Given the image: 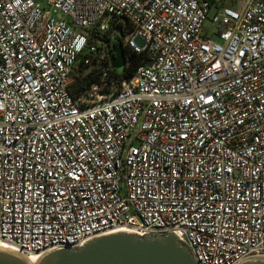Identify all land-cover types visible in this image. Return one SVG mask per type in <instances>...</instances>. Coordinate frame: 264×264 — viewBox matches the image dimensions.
<instances>
[{"label":"built area","instance_id":"1","mask_svg":"<svg viewBox=\"0 0 264 264\" xmlns=\"http://www.w3.org/2000/svg\"><path fill=\"white\" fill-rule=\"evenodd\" d=\"M118 230L195 264L264 257V0H0V240L45 255Z\"/></svg>","mask_w":264,"mask_h":264},{"label":"water","instance_id":"2","mask_svg":"<svg viewBox=\"0 0 264 264\" xmlns=\"http://www.w3.org/2000/svg\"><path fill=\"white\" fill-rule=\"evenodd\" d=\"M110 63L119 73L125 69L120 43L110 49ZM0 264H26L10 252L0 250ZM39 264H195L186 247L174 235L137 236L117 233L88 242L78 250L57 249L45 254ZM241 264H264V258Z\"/></svg>","mask_w":264,"mask_h":264},{"label":"trees","instance_id":"3","mask_svg":"<svg viewBox=\"0 0 264 264\" xmlns=\"http://www.w3.org/2000/svg\"><path fill=\"white\" fill-rule=\"evenodd\" d=\"M210 3H213L215 0H207ZM124 56L127 59V66L124 69L123 72V77L129 78L131 77L136 68L140 65L141 63V57L140 56H135L133 54H130L129 51L125 48H123ZM85 67L82 65V63H79L78 67L74 70L75 75H76V81L71 85V88L73 91H78L80 89H84L88 85L92 83L94 80V75H85V77L80 78V75L83 74Z\"/></svg>","mask_w":264,"mask_h":264},{"label":"bare ground","instance_id":"4","mask_svg":"<svg viewBox=\"0 0 264 264\" xmlns=\"http://www.w3.org/2000/svg\"><path fill=\"white\" fill-rule=\"evenodd\" d=\"M114 233H129V232L127 230H118L116 232H110L109 234H114ZM94 240H96V239H94ZM0 250L15 254L16 256L21 258L26 264H39L41 259L44 257V254H26L23 251H21L19 248L15 247V246H13V245L5 242V241H2V240H0ZM262 258H264V257H262Z\"/></svg>","mask_w":264,"mask_h":264},{"label":"rangeland","instance_id":"5","mask_svg":"<svg viewBox=\"0 0 264 264\" xmlns=\"http://www.w3.org/2000/svg\"><path fill=\"white\" fill-rule=\"evenodd\" d=\"M222 1V0H221ZM224 4H229L230 0H223ZM215 28V24H212V22L210 20H208L207 22H205L204 24V30L207 33L208 36L212 37V39H216V37L213 35V31ZM115 39V37L113 38V40ZM115 41V40H114ZM113 43V41H112ZM75 74V72H74Z\"/></svg>","mask_w":264,"mask_h":264},{"label":"crops","instance_id":"6","mask_svg":"<svg viewBox=\"0 0 264 264\" xmlns=\"http://www.w3.org/2000/svg\"><path fill=\"white\" fill-rule=\"evenodd\" d=\"M223 1V0H222ZM224 2V1H223Z\"/></svg>","mask_w":264,"mask_h":264}]
</instances>
